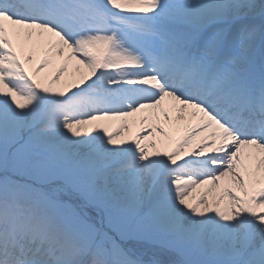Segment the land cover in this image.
I'll use <instances>...</instances> for the list:
<instances>
[{"label": "snow or ice", "instance_id": "obj_1", "mask_svg": "<svg viewBox=\"0 0 264 264\" xmlns=\"http://www.w3.org/2000/svg\"><path fill=\"white\" fill-rule=\"evenodd\" d=\"M0 264H264V0H0Z\"/></svg>", "mask_w": 264, "mask_h": 264}, {"label": "rangeland", "instance_id": "obj_2", "mask_svg": "<svg viewBox=\"0 0 264 264\" xmlns=\"http://www.w3.org/2000/svg\"><path fill=\"white\" fill-rule=\"evenodd\" d=\"M261 54H262V49L260 45L258 44L256 51H255L256 58L258 59L261 56ZM17 147L23 148V144L17 145ZM65 199H67V197H65ZM89 215L93 218V223H95V225L98 228H102L105 231H109L107 228V222L103 220L102 217L98 213L95 212V210H89ZM120 242L130 248H142L144 246V242H139L135 240H126V241H120Z\"/></svg>", "mask_w": 264, "mask_h": 264}, {"label": "bare ground", "instance_id": "obj_3", "mask_svg": "<svg viewBox=\"0 0 264 264\" xmlns=\"http://www.w3.org/2000/svg\"><path fill=\"white\" fill-rule=\"evenodd\" d=\"M52 87L55 89V88H57L58 86H57V85H53ZM182 131H183V129L181 128V132H182ZM181 132H177L176 135L179 136V135L181 134Z\"/></svg>", "mask_w": 264, "mask_h": 264}]
</instances>
